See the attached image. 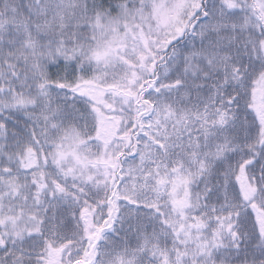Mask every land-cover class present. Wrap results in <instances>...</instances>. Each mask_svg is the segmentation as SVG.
<instances>
[{
  "label": "snow or ice",
  "instance_id": "obj_1",
  "mask_svg": "<svg viewBox=\"0 0 264 264\" xmlns=\"http://www.w3.org/2000/svg\"><path fill=\"white\" fill-rule=\"evenodd\" d=\"M0 264H264V0H0Z\"/></svg>",
  "mask_w": 264,
  "mask_h": 264
}]
</instances>
